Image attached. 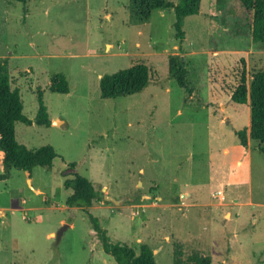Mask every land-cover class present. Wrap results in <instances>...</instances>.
Listing matches in <instances>:
<instances>
[{"label":"rangeland","instance_id":"1","mask_svg":"<svg viewBox=\"0 0 264 264\" xmlns=\"http://www.w3.org/2000/svg\"><path fill=\"white\" fill-rule=\"evenodd\" d=\"M248 19L236 0H200L180 40L172 8L143 19L130 0H0V61L24 115L34 118L40 89L50 118L17 121L16 139L57 153L50 167L0 180V264H116L86 210L112 242L148 244L156 264H172L176 243L213 264H264V155L253 139L240 144L250 108L231 100L243 74L248 85L264 69ZM175 55L191 91L169 72ZM139 62L146 87L101 97L103 74ZM56 73L68 92L50 91ZM74 173L101 192L85 209L65 204Z\"/></svg>","mask_w":264,"mask_h":264},{"label":"trees","instance_id":"2","mask_svg":"<svg viewBox=\"0 0 264 264\" xmlns=\"http://www.w3.org/2000/svg\"><path fill=\"white\" fill-rule=\"evenodd\" d=\"M25 2L26 0H14ZM136 14L147 19L153 9L172 8L175 15L173 27L175 36L183 39L184 18L198 14L200 0H178L177 3L164 0H130ZM239 11L246 19L251 30L253 40L264 47V0H236ZM251 22V24H250ZM169 72L176 84L191 91L187 80V62L184 56H172L169 60ZM150 70L144 63H135L110 74H103L99 78L100 95L103 98H116L140 92L149 83ZM69 85L61 73L50 77V91L66 93ZM37 111L33 119L23 113V103L19 89L12 87L9 81L5 62L0 61V166L4 170L0 180L8 176L11 168L30 171L34 166L50 167L57 153L50 144L36 148H28L17 141L15 123L21 121L27 125L33 122L40 126H49L50 118L43 100V92H36ZM231 100L236 103L248 102L250 108L249 126L234 131L239 142L247 146V140L253 139L258 143V149L264 155V69H257L252 73L249 84H246L244 74L231 94ZM248 130V133H247ZM70 167H74L71 163ZM71 168V169H72ZM69 193L65 199L67 206H91L100 199L92 182L85 176L74 173L73 177L63 182ZM90 223L97 233L103 250L109 254L116 264H156L153 251L146 243L139 246L138 252L122 242H112L98 218L86 210ZM172 264H213L211 258L200 250L185 251L180 243H176L172 251Z\"/></svg>","mask_w":264,"mask_h":264},{"label":"water","instance_id":"3","mask_svg":"<svg viewBox=\"0 0 264 264\" xmlns=\"http://www.w3.org/2000/svg\"><path fill=\"white\" fill-rule=\"evenodd\" d=\"M104 200L105 201H110V202H113L114 204H118L121 200H116L114 199L112 196L108 195V194H105L104 195ZM60 235V234H58Z\"/></svg>","mask_w":264,"mask_h":264}]
</instances>
